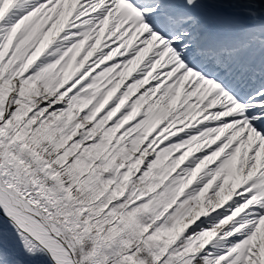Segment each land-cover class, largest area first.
Here are the masks:
<instances>
[{
  "label": "snow or ice",
  "instance_id": "6c2138e0",
  "mask_svg": "<svg viewBox=\"0 0 264 264\" xmlns=\"http://www.w3.org/2000/svg\"><path fill=\"white\" fill-rule=\"evenodd\" d=\"M0 264H264V0H0Z\"/></svg>",
  "mask_w": 264,
  "mask_h": 264
}]
</instances>
